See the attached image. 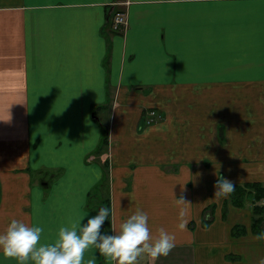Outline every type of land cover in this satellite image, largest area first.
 I'll return each mask as SVG.
<instances>
[{"label":"crops","instance_id":"obj_1","mask_svg":"<svg viewBox=\"0 0 264 264\" xmlns=\"http://www.w3.org/2000/svg\"><path fill=\"white\" fill-rule=\"evenodd\" d=\"M115 11L120 33L108 25ZM198 155L233 162L234 184L264 185V0H0V230L38 222L51 242L101 206L108 231L140 207L175 246L136 264H258L250 199L223 216L229 199L218 197L206 218L210 199L193 202L186 165ZM0 264L19 262L0 254Z\"/></svg>","mask_w":264,"mask_h":264},{"label":"clouds","instance_id":"obj_2","mask_svg":"<svg viewBox=\"0 0 264 264\" xmlns=\"http://www.w3.org/2000/svg\"><path fill=\"white\" fill-rule=\"evenodd\" d=\"M215 196L227 197L234 191V182L222 175L217 176ZM178 205L189 203L183 197H175ZM111 213L110 207L101 206L95 215L84 217L58 228L54 241L42 239L44 226L38 222L12 218L0 230V254L15 258L19 264H95V256L85 259V252L95 248L106 259L116 264H136L142 254L155 259L167 255L175 246V234L164 227L153 235L149 226V215L140 207L124 218L118 230L104 231L103 225ZM185 215V209H179ZM186 221L181 219L178 227L183 228ZM110 227V223L109 226ZM264 239V232L257 234ZM258 264H264V257Z\"/></svg>","mask_w":264,"mask_h":264},{"label":"rangeland","instance_id":"obj_3","mask_svg":"<svg viewBox=\"0 0 264 264\" xmlns=\"http://www.w3.org/2000/svg\"><path fill=\"white\" fill-rule=\"evenodd\" d=\"M149 114V113H148ZM146 115H144L145 117ZM248 116V114H247ZM148 117H150L149 119H146L147 117H145L146 121H155L157 120L158 117H156V114L148 115ZM240 119H245L244 117H241ZM253 120V118H252ZM250 121V123H252L253 121ZM145 123V122H144ZM248 126H251L250 123L246 122ZM223 125L225 126V122L223 123ZM222 125V126H223ZM245 125V121L241 122V126ZM222 128V127H221ZM224 130V128H222ZM219 131V137L215 140L216 143L218 144H224V140H221V129H218ZM246 132H250V128L246 131ZM228 148H232L233 146H237L238 145H227ZM213 146H209L210 149H212ZM106 148V147H104ZM102 150V149H101ZM219 163V168L218 169H214L215 167H213V165L217 166V164ZM185 164H166V166L164 167V170H171V171H177L180 166H184ZM233 165V162L231 164H229V162L226 161H222V160H210L208 157L203 158L202 156L198 155L196 162L194 163H187V168H189L190 170H194L196 173L195 179L193 176L192 179V186L188 187L192 193V199L193 202H197L198 201H206L208 199H210L209 201V205L207 207H214L215 204L217 205L218 203V197L219 196H215V190H216V186H215V179H217L219 175L224 176V171H226V168L229 169V166ZM195 200V201H194ZM230 203L227 204V209ZM262 204H264V202H262ZM231 205V204H230ZM193 218H195L193 216Z\"/></svg>","mask_w":264,"mask_h":264},{"label":"trees","instance_id":"obj_4","mask_svg":"<svg viewBox=\"0 0 264 264\" xmlns=\"http://www.w3.org/2000/svg\"><path fill=\"white\" fill-rule=\"evenodd\" d=\"M146 112L143 113L145 115ZM104 136L100 148L103 149L107 146V132L106 129L103 130ZM217 180V179H216ZM215 180V182H216ZM228 201H225L222 207L223 216L226 215L227 212V204L230 203L234 207H242L245 199L248 198L252 202V213L255 218L253 219V223L251 226V231L254 234H258L264 232V185L261 182L253 181V182H244L242 184H235L234 191L231 192L228 196ZM214 207H208L203 211V218H206V211L208 209H213ZM207 219H203L202 226H206L208 221ZM263 224V225H262ZM104 231H108V228L103 225ZM245 229H240L238 226L233 227L232 235H238L240 233H244ZM264 241V239H261Z\"/></svg>","mask_w":264,"mask_h":264},{"label":"built area","instance_id":"obj_5","mask_svg":"<svg viewBox=\"0 0 264 264\" xmlns=\"http://www.w3.org/2000/svg\"><path fill=\"white\" fill-rule=\"evenodd\" d=\"M110 31L113 33L123 32L127 27V20L125 14L122 11H115L110 15L108 20ZM150 116L154 115V112H149Z\"/></svg>","mask_w":264,"mask_h":264}]
</instances>
